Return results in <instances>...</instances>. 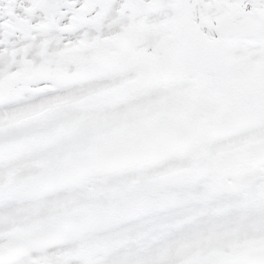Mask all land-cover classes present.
Segmentation results:
<instances>
[{
  "label": "snow or ice",
  "instance_id": "snow-or-ice-1",
  "mask_svg": "<svg viewBox=\"0 0 264 264\" xmlns=\"http://www.w3.org/2000/svg\"><path fill=\"white\" fill-rule=\"evenodd\" d=\"M0 264H264V0H0Z\"/></svg>",
  "mask_w": 264,
  "mask_h": 264
}]
</instances>
